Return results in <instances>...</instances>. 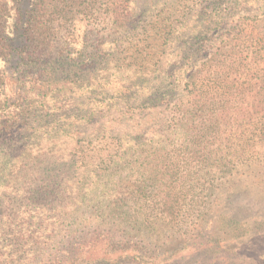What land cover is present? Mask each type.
<instances>
[{
    "label": "rangeland",
    "instance_id": "374dc122",
    "mask_svg": "<svg viewBox=\"0 0 264 264\" xmlns=\"http://www.w3.org/2000/svg\"><path fill=\"white\" fill-rule=\"evenodd\" d=\"M25 1L17 4L25 7ZM211 2L48 0L47 24L32 49L55 50V59L79 62L88 74L95 72L96 82L116 79L115 84L124 83L123 94L139 90L144 95L179 61L176 50L201 31L200 13L210 12ZM238 2L230 15L223 12L225 27L218 34L210 31L205 46L210 52L232 51L222 75L230 84L221 89L244 90L208 108H228L234 120L255 124L264 122L254 112L256 103L238 100L249 82L257 86L264 80V0ZM14 5L0 0V39ZM94 54L100 59H91ZM17 67L15 60L5 64L0 58V116L11 119L10 130L29 144L21 157L0 166L11 170L0 174V264H50L52 253L77 254L78 248L82 259L104 250L148 255L143 262L125 264H264V154L241 145L240 161L227 170H211L209 161L202 170H160L156 164H177L182 154V137L172 132L179 128L182 113L177 111L183 108L177 90L170 103L141 102L133 110L130 104H107L97 85L92 91L99 94L87 100L78 72L50 79ZM105 85V90L113 86ZM189 106L192 112L197 107ZM244 107L250 108L249 116H242ZM16 110L19 117L12 115ZM22 111L30 114L24 117ZM197 114H189L190 123L202 134L212 113L199 109ZM227 146L213 158H229L239 149L238 144ZM203 149L204 161L211 155L210 143ZM45 172L55 174V185L44 182ZM12 205L15 213L10 214ZM7 220L19 231L20 220L28 228L36 224L38 231L31 238L19 232L17 243ZM34 237L44 242L43 254L29 245Z\"/></svg>",
    "mask_w": 264,
    "mask_h": 264
},
{
    "label": "trees",
    "instance_id": "16d2710c",
    "mask_svg": "<svg viewBox=\"0 0 264 264\" xmlns=\"http://www.w3.org/2000/svg\"><path fill=\"white\" fill-rule=\"evenodd\" d=\"M18 1L19 0H13L15 3L13 7L14 16L10 20V26L6 25L4 27L3 38L0 39V58L4 60L5 64L15 60V64L18 66L17 69L23 71L30 70L35 74L40 73L42 76L50 75V79L53 77L57 79L56 77L62 75V73L72 74L78 72L79 82H83V88L81 89H83L84 92L81 94L84 93V97L87 100L88 96L99 94V92L94 93L92 91V86L97 85L105 102L109 101L114 105H118L119 103L130 104L133 110L138 109L141 102H152V104L155 105L170 103L174 99L172 98L174 96L172 92H176L177 90L180 95L177 98V102L182 103L181 105H183V108L177 111L182 113V116L177 123L179 124V128L172 132H175V134L179 133V138L182 137L179 142L182 147L180 150L182 154L178 155L179 162L177 164H174L172 161L156 164L155 166L159 167L160 170H193L194 168H198L196 170H202V167L206 165L207 161H209V165H211V170H227L229 168L227 165H232L237 160L240 161L241 145H246V147L254 149L256 154H264V122L261 121L260 123L255 124L252 122L247 123L241 120L242 117L234 120V116H232L231 111L228 108H225L224 110L208 108L211 105L217 104L219 101H223V97L225 100L231 101V97L242 95L244 90L237 88L225 92V90L221 89L222 85L230 84L227 79L222 78V75L226 74V69L229 68L227 54H232V51H221L220 48V50L218 49L216 52H210L205 46V42L209 40L207 34L210 31L214 34H218L219 29L225 27L223 26V12L225 11V15H230L239 4V0H212L207 6L208 10L211 8V11L200 13V15H202V20L199 21L202 27L201 31L194 36H191L189 41L176 50V54L179 55L180 58L179 61L171 64V68L164 73L160 79L161 81L157 80V82H154L151 85L149 84L145 88L146 93L144 95L140 94L141 91L139 90L130 95L123 94L121 89L123 88L124 83L119 81V84H117V82L115 84L114 81H118L116 79H113V81L106 78L105 80L101 79L99 82H96L97 74L95 72L88 74L89 68L87 70L84 65H81L79 62L77 63L78 66H76L75 62H72L71 60L55 59V50L50 51L47 49L48 53H45V50L40 52V50L36 48L32 49L33 42L38 43L37 39L40 36L39 33L42 29H45L47 24L43 18H45L47 13V7L48 9L50 8L47 3L48 0H26L25 2L27 3V6L25 7L17 4ZM249 2L250 0H243L242 3L245 5ZM223 5L225 7L224 9H222ZM231 9H233V11H231ZM204 21L206 22V26ZM237 36L236 33L234 38ZM94 58L100 59V56L94 54L91 56V59ZM82 69L85 73L80 75L79 72L82 71ZM230 69H234V66L230 65ZM208 71L215 72L214 76L210 77V75L207 74ZM261 78H264V76ZM213 82L216 83L220 89L215 90V86L210 85ZM127 83L130 85L131 81H127ZM105 84L113 86L112 88H108L109 90H105V86H107ZM111 91H113V93ZM247 99H252L253 102L256 103L255 106L257 108L254 112L263 118V79L257 82V86H254V84L249 82L245 88L244 95L238 100V102L248 101ZM109 102H107V104H109ZM189 105H196L197 107L192 112ZM18 106L19 105L16 107ZM3 109L4 108L0 106V113ZM199 109L201 112L208 111L209 113H212V120L210 123L201 126L202 134L199 133L200 130L197 132L193 129V127L196 126L190 123L189 117V114H193L192 116H197L199 118V114H197ZM247 109L250 108L244 107L243 112L241 111L243 117L250 115V110ZM16 111L12 114L13 117L20 116L18 111ZM28 114L30 113L25 114V112L22 111L24 117ZM10 121L11 119L0 116V166L5 159H11L10 157L17 160V158L25 153L28 149L27 146L29 145L27 144V141H22L23 137H17L19 134L10 130ZM203 137H205L210 143L211 152L210 156L208 152V157L204 159V161V154L202 152H204L205 149H203V146L205 145V148H208V142L206 140L203 141L204 139H198ZM236 144H238L239 149L236 150L231 157L228 158V156L221 155L218 158H213V154H217L227 145V147H231L230 145L233 146ZM254 155L255 154L253 153L248 160L251 164H254L256 161L254 160L256 159ZM117 163L118 162L115 161V164ZM193 164H195V166H193ZM143 165L144 163L141 161L140 167L143 168ZM234 169L238 170V166L236 165ZM6 171L11 172V170H0V174L5 173ZM44 177V182H47L49 187L56 184L54 173L45 172ZM1 183L2 175H0V185ZM147 186L148 185L146 184L145 187ZM41 188H43L42 185ZM46 189L47 188L41 189V192H45ZM32 197L35 198V194H32ZM11 213H15L14 205L11 206L10 214ZM13 223L14 221L7 220V224L10 225L8 226V230L11 233H15L16 240L13 241L17 243H20V239L17 237L19 232H23L24 237L31 238L30 234L34 232V229L38 231L36 224H31L30 228H28L25 222L20 220L19 225L21 231H19L18 228H12ZM1 226L2 223L0 222V236ZM34 240L36 241H30L29 245L33 246V248L39 247L41 250L40 254H43L45 252V249L43 248V245H45L44 242H40L36 237H34ZM48 243L49 242H46V245ZM5 247L8 249V244ZM77 250V254H71L68 250L64 251L61 255L58 253H52L54 257L50 264H125L128 260L143 262L148 257V255L141 253L132 256L124 250H114L112 252L104 250L101 256L92 254L90 255V258L82 259V252L80 253L79 248L76 249V252ZM79 254L81 257L78 256ZM37 264L48 263L38 261Z\"/></svg>",
    "mask_w": 264,
    "mask_h": 264
}]
</instances>
